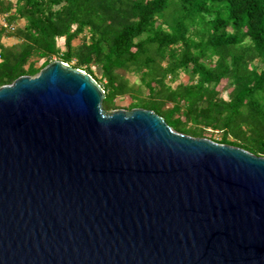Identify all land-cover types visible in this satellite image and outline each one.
Returning a JSON list of instances; mask_svg holds the SVG:
<instances>
[{
	"label": "water",
	"instance_id": "95a60500",
	"mask_svg": "<svg viewBox=\"0 0 264 264\" xmlns=\"http://www.w3.org/2000/svg\"><path fill=\"white\" fill-rule=\"evenodd\" d=\"M105 98L62 61L0 88V264H264V157Z\"/></svg>",
	"mask_w": 264,
	"mask_h": 264
},
{
	"label": "trees",
	"instance_id": "16d2710c",
	"mask_svg": "<svg viewBox=\"0 0 264 264\" xmlns=\"http://www.w3.org/2000/svg\"><path fill=\"white\" fill-rule=\"evenodd\" d=\"M2 16L17 28L0 31V88L54 58L75 62L105 90L106 110L128 96L130 110H152L179 133H219L264 157V0H0Z\"/></svg>",
	"mask_w": 264,
	"mask_h": 264
},
{
	"label": "rangeland",
	"instance_id": "374dc122",
	"mask_svg": "<svg viewBox=\"0 0 264 264\" xmlns=\"http://www.w3.org/2000/svg\"><path fill=\"white\" fill-rule=\"evenodd\" d=\"M15 1V0H14ZM21 25H24V22L22 21L20 23ZM83 39H82V36L78 39H76L74 42H73V45L75 47L79 46L81 43H82ZM2 42L5 44V45H13L16 43V40L12 37H9L8 34H3L2 36ZM64 39L60 40V45L61 46H64ZM45 59H42L40 60L38 63H37V67H41L42 64L44 63ZM54 61H59V59L57 58H54ZM66 64V63H65ZM75 64V62H73L72 64H67L68 66H73ZM93 70L95 72V75L98 76L99 78L102 77V73H101V70L97 67V66H93ZM85 72V71H84ZM128 78H130V80L132 82H135V83H139L138 81V78L133 76V75H130L128 76ZM189 80L188 76L187 75H182L179 79L178 82H187ZM225 85V82H223V84L219 87L220 90L222 91V94L224 97L227 98V94L228 92H224L223 90V87ZM132 103V100L127 96V97H123V98H118L115 102V107L117 108L116 110H130V105ZM114 111V110H112ZM207 138H211L212 140L216 141V142H219L221 140V135L219 133H215V134H211L209 133L207 136Z\"/></svg>",
	"mask_w": 264,
	"mask_h": 264
},
{
	"label": "built area",
	"instance_id": "2783aa9c",
	"mask_svg": "<svg viewBox=\"0 0 264 264\" xmlns=\"http://www.w3.org/2000/svg\"><path fill=\"white\" fill-rule=\"evenodd\" d=\"M11 2H15L14 0H9ZM17 26L14 24H9L6 21V18L4 16L0 17V31H5L7 33L14 32L16 30Z\"/></svg>",
	"mask_w": 264,
	"mask_h": 264
}]
</instances>
